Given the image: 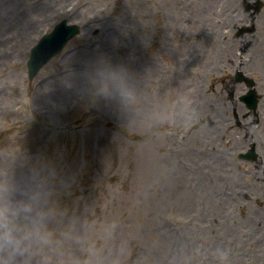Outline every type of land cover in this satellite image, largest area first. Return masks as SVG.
Returning <instances> with one entry per match:
<instances>
[{
  "label": "rangeland",
  "instance_id": "374dc122",
  "mask_svg": "<svg viewBox=\"0 0 264 264\" xmlns=\"http://www.w3.org/2000/svg\"><path fill=\"white\" fill-rule=\"evenodd\" d=\"M64 17L79 34L30 81L32 45ZM261 22L264 0H0V170L19 149L52 160L79 221L42 264H264L258 162L239 157L247 127L264 154V99L243 118L234 80L264 96ZM101 58L134 75L138 109L92 93Z\"/></svg>",
  "mask_w": 264,
  "mask_h": 264
},
{
  "label": "clouds",
  "instance_id": "9594fccd",
  "mask_svg": "<svg viewBox=\"0 0 264 264\" xmlns=\"http://www.w3.org/2000/svg\"><path fill=\"white\" fill-rule=\"evenodd\" d=\"M87 75L95 96L128 112L139 108L140 87L125 65L101 58ZM71 184L48 158L21 149L11 156L0 170V264H42L60 244L79 238V221L63 199ZM216 256L225 261L228 252L217 249ZM92 264H103L102 255Z\"/></svg>",
  "mask_w": 264,
  "mask_h": 264
},
{
  "label": "water",
  "instance_id": "95a60500",
  "mask_svg": "<svg viewBox=\"0 0 264 264\" xmlns=\"http://www.w3.org/2000/svg\"><path fill=\"white\" fill-rule=\"evenodd\" d=\"M75 31H77L76 25H67L66 21L63 20L51 33L46 34L32 50V55L28 62L31 75L35 74L47 59L66 43ZM251 99H254V95H251Z\"/></svg>",
  "mask_w": 264,
  "mask_h": 264
},
{
  "label": "bare ground",
  "instance_id": "6f19581e",
  "mask_svg": "<svg viewBox=\"0 0 264 264\" xmlns=\"http://www.w3.org/2000/svg\"><path fill=\"white\" fill-rule=\"evenodd\" d=\"M261 26H262V30H261V34L263 35H261V39H258V40H260V42H257L256 44H255V46L253 47L255 50H257V46H261V45H263L261 48H262V52L261 51H259V53H257V54H255V56H254V58H256L257 56H259V59H258V61L261 63V65H262V69H261V71H262V77L261 78H263L264 79V22H261ZM247 38H249V37H247V36H243V38H242V40L243 41H246V39ZM250 43V42H249ZM261 54V55H260ZM263 89H264V84H263ZM216 102V101H215ZM243 118H246V117H243ZM213 124L211 125V124H209L211 127H213L214 126V124H215V121H214V119H213ZM210 126H208L207 128H209ZM241 127L242 128H244L245 126L242 124L241 125ZM217 129H219V127L217 128ZM208 134V133H207ZM209 135L210 136H208V137H211V138H213L214 140H216L215 139V135H213V133H210L209 132ZM230 141H225V143H229ZM172 148H174L176 151H177V148L176 147H174V146H171ZM221 148V147H220ZM224 150H221V152H223Z\"/></svg>",
  "mask_w": 264,
  "mask_h": 264
}]
</instances>
